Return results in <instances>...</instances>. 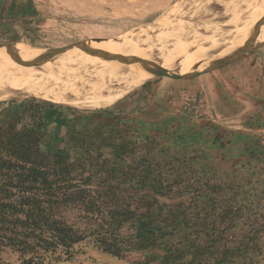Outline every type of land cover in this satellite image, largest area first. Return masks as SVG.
Wrapping results in <instances>:
<instances>
[{
  "label": "rangeland",
  "instance_id": "1",
  "mask_svg": "<svg viewBox=\"0 0 264 264\" xmlns=\"http://www.w3.org/2000/svg\"><path fill=\"white\" fill-rule=\"evenodd\" d=\"M200 2L0 0V58L144 36L143 55L160 62L159 47L180 45L160 35ZM262 28L264 18L226 57L224 30L199 32L183 40L201 36L197 47L172 60L182 64L103 89L56 96L0 77V121L36 128L42 151L64 153L93 202L88 214L62 207L82 239L38 264H264ZM211 50L224 54L194 61ZM22 261L0 252V264Z\"/></svg>",
  "mask_w": 264,
  "mask_h": 264
},
{
  "label": "bare ground",
  "instance_id": "2",
  "mask_svg": "<svg viewBox=\"0 0 264 264\" xmlns=\"http://www.w3.org/2000/svg\"><path fill=\"white\" fill-rule=\"evenodd\" d=\"M200 6L202 11H193L186 20L167 27L168 31L160 35L172 43L180 44L173 46L165 43L166 45L159 47L166 48L160 53V62L155 57L151 59L148 55H143L145 48H150L145 41H140L144 36L115 41L98 39L99 41L92 40L93 42L63 50L24 53L18 57L20 62L11 58L2 61L0 58V68L7 69V72L0 71V77L9 81L21 77L35 92L53 90L56 96L90 91L93 88L103 89L108 85L125 84L138 76L148 74L158 68L160 63L161 66L170 64L173 59L182 56L185 49L197 47L196 42L201 36L192 38L188 43H183V40L199 32H218L222 29L227 34L231 48L239 40L242 41L236 46L241 45L246 40L243 38L251 25L264 18L262 0H201ZM208 12L212 13L211 18L207 16ZM259 36H264V28L260 30ZM211 38L225 43L218 34ZM99 52L102 55L95 63L93 58ZM76 62L79 65L76 66ZM1 78L0 82L7 83Z\"/></svg>",
  "mask_w": 264,
  "mask_h": 264
},
{
  "label": "trees",
  "instance_id": "3",
  "mask_svg": "<svg viewBox=\"0 0 264 264\" xmlns=\"http://www.w3.org/2000/svg\"><path fill=\"white\" fill-rule=\"evenodd\" d=\"M42 136L36 128L18 130L14 122L0 121V252H19L22 264H38L60 249L70 255L82 235L61 209L84 207L88 214L93 203L67 156L42 151ZM106 237L100 243H109Z\"/></svg>",
  "mask_w": 264,
  "mask_h": 264
},
{
  "label": "water",
  "instance_id": "4",
  "mask_svg": "<svg viewBox=\"0 0 264 264\" xmlns=\"http://www.w3.org/2000/svg\"><path fill=\"white\" fill-rule=\"evenodd\" d=\"M249 42H250V40L247 39V40H245V41L243 42V44L238 45V46H235V47H232V48H230V49H227L228 52L225 54V57H226V56H229V55H231V54H233V53H235V52H237V51H239V50L242 49V48H245V47L249 44ZM220 52H223V51H221V50H211V51L208 52L207 54L203 55V57L198 58V59H196V60H194V61H201V60H204V59H210V58H213V57L217 56L218 54H220ZM223 54H224V52H223ZM183 61H184V60H182V61H180V62H171L167 67H172V66H175V65H177V64H182ZM163 67H164V66L159 65V70H158V71L162 70ZM164 68H165V67H164ZM158 71H157V72H158ZM157 72H156V73H157ZM15 95H17V94H14L13 96H15ZM66 105H68V104H66ZM69 106H73V105H69Z\"/></svg>",
  "mask_w": 264,
  "mask_h": 264
},
{
  "label": "crops",
  "instance_id": "5",
  "mask_svg": "<svg viewBox=\"0 0 264 264\" xmlns=\"http://www.w3.org/2000/svg\"><path fill=\"white\" fill-rule=\"evenodd\" d=\"M261 67V66H260Z\"/></svg>",
  "mask_w": 264,
  "mask_h": 264
}]
</instances>
